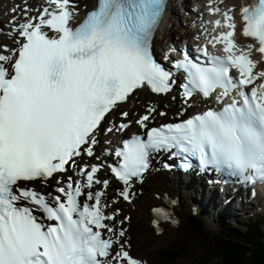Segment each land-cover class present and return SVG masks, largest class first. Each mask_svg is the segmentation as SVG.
Wrapping results in <instances>:
<instances>
[{"label": "snow or ice", "instance_id": "obj_1", "mask_svg": "<svg viewBox=\"0 0 264 264\" xmlns=\"http://www.w3.org/2000/svg\"><path fill=\"white\" fill-rule=\"evenodd\" d=\"M47 3L21 9L23 21L14 19L9 32L17 47L0 46V264H142L121 243L125 232L117 235L106 223L116 217L105 213L104 192H85L99 184L108 188V180L97 178L103 165H85L83 182L69 176L55 196L22 182H47L75 167L77 157L94 156L101 123L136 90H172L173 73L152 50L167 0H97L82 22L73 0ZM231 11L223 13V24L215 21L229 31L212 41L224 45L225 55L212 56L205 66L185 53L176 68L187 76L185 102L195 93L210 97L217 89L221 102L236 96L221 110L160 127L149 128L155 112L149 108L137 120L146 133L125 141L114 153L119 163L108 165L127 186L121 193L125 200L131 181L142 179L152 154L161 151L175 150L186 161L195 157L202 169H229L247 183L264 182V83H257L264 71H255L258 62L251 58L253 49L264 55V0L241 9L243 34L258 48L249 45L245 51L236 44ZM202 51L208 55L206 47ZM82 196L92 203H82Z\"/></svg>", "mask_w": 264, "mask_h": 264}, {"label": "rangeland", "instance_id": "obj_2", "mask_svg": "<svg viewBox=\"0 0 264 264\" xmlns=\"http://www.w3.org/2000/svg\"><path fill=\"white\" fill-rule=\"evenodd\" d=\"M4 1L0 2V19H1V17L4 18V11L7 8V6L5 8H2ZM84 1L88 2L90 0H84ZM199 1H202V3H203V0H199ZM230 1L231 2H234V1L240 2L242 0H234V1L230 0ZM189 2H193V0H189ZM183 11H184L183 7L180 6V3H178L177 7H175L174 13L171 14L172 21H168L166 23L167 27L169 28L166 32V35L169 39L174 38L176 40L178 37V34L184 32V30L181 29V27L179 28L180 25L182 27L185 25L184 24ZM165 41H164V43H165ZM145 94H147V97L150 96L149 93H145ZM176 100H178V98ZM132 104H134L136 106H141L140 103H130L129 106ZM165 119H170V118L166 117ZM151 174H149V176L147 177L146 183L143 184L144 194L139 196V198H136V201H135L136 209L135 210L125 209L124 211L129 210L133 214V219L130 223V229H129L130 237H131V244L133 245L132 251L135 254H137L139 256H143L146 259H148L150 264H158L157 251L156 250L151 251V250L147 249V247H148L147 241L149 239H152L154 236V233H153V230L151 229V224L149 221V219H150V217H149L150 208L149 207H150V205H152L154 203L160 202L159 197L157 198V196H156L158 194L156 191H158L160 189L161 184L163 185L166 183V185L170 186L171 183L168 182V180L170 178L173 179L174 175H172L171 173H165V172H159V173L156 172V174H153V175H151ZM199 187L200 186L198 184H193L192 187L186 186V184H181V186L179 187V193L176 194L179 197L178 204H180L185 209H190V206L194 205V204H197L198 206L202 207L205 202L202 203V199H201L202 198V190H201V187L200 188ZM138 195H140V194L138 193ZM158 195H162L161 190H160V193ZM208 197H209V193L206 191L205 196L203 198L206 199ZM145 203H148L149 207L144 205L143 207H146L147 211L146 210L141 211L140 207ZM260 203H262V201L258 200L257 204H260ZM209 207H211V205H209ZM215 209H216L215 212H209V214L207 216H205L203 219L205 225L211 231L216 230L215 225H214V219H215L216 215L219 214L220 211H223L218 206L215 207ZM257 211H259V210H257ZM189 216H191V211H190ZM244 218L246 220H251L252 222L255 218L261 219V227H262V231H264V209H262L261 213H256V214L247 213L244 216H243L242 212H240L238 217L234 215L233 219L230 220V222L237 225V227L244 229L245 227H244V225H242ZM187 227H188V219L186 221V226L184 229H186ZM184 229H182L181 231H183ZM167 230H169V228ZM181 231H179V232H181ZM176 233L177 232H175V230H174V231H170V233L168 232L166 235L163 233L161 235H158L159 237H158V239H156V245H157L156 249H158L161 245L166 244V242L168 240L173 239L176 236ZM195 259H197V258H195ZM164 261H166L165 264H168L167 259ZM176 264H191V263H190V261H179Z\"/></svg>", "mask_w": 264, "mask_h": 264}, {"label": "trees", "instance_id": "obj_3", "mask_svg": "<svg viewBox=\"0 0 264 264\" xmlns=\"http://www.w3.org/2000/svg\"><path fill=\"white\" fill-rule=\"evenodd\" d=\"M244 222L246 229L234 224H219L217 232L204 225H190L157 250L159 262L165 264L167 259L168 264H174L187 260L198 248H203L207 254L200 257L199 264H264V234L259 231L260 222ZM153 238L157 239V236ZM148 246L155 250L154 243ZM216 258L219 261L215 262Z\"/></svg>", "mask_w": 264, "mask_h": 264}, {"label": "bare ground", "instance_id": "obj_4", "mask_svg": "<svg viewBox=\"0 0 264 264\" xmlns=\"http://www.w3.org/2000/svg\"><path fill=\"white\" fill-rule=\"evenodd\" d=\"M16 1H18V0H16ZM232 1H234V0H232ZM235 2V1H234ZM254 2H255V0H254ZM31 3H32V5L33 6H38L39 4H43V3H40L38 0H31ZM85 3H87L88 5H89V7H92L93 5H94V3H95V0H90V1H88V2H85ZM13 5V4H12ZM11 7V4H9L8 6H7V8H6V10L4 11V18H2L1 19V21H2V24L4 23V20L5 21H7L8 19H9V17H12V16H14V14H12L11 12H10V7ZM6 6H3L2 8H5ZM171 13H172V9H171ZM7 19V20H6ZM168 22V20H167V17H165V19L163 20V25H167L166 23ZM13 25V24H12ZM13 28L12 27H8V26H4L3 27V31L4 32H2V36L5 38V37H10L9 36V32L12 30ZM147 91L146 90H138V91H136V92H134L131 96V98H129L128 99V101L126 102V104L125 105H128L131 101H137V94H138V97H140V98H142V94H144V93H146ZM149 96V95H148ZM150 98H153V100L152 101H154V102H156V99H158V98H161V97H166V100H168V101H173V100H175L176 99V94H175V92L173 91L172 93H169V94H166L165 96H159V97H157V96H154V95H151L150 94V96H149ZM139 98V99H140ZM195 100L196 101H199L200 99L197 97V98H195ZM158 103H160V102H158ZM192 111V110H191ZM109 137H111V138H114L115 137V135L114 134H111V135H109ZM170 177V176H169ZM147 179V178H146ZM146 179H145V181H146ZM168 182H170L171 184H170V186L169 185H166V183L165 184H161V187H160V189L157 191V192H159L160 193V190H161V192H162V195H160V201L162 202L165 198H166V195H170V194H177V193H179V187L181 186V180H178L177 181V179H176V176L174 175V178L173 179H169L168 180ZM186 184V186H189V187H192L193 186V184L192 183H189V184H187V183H185ZM183 188V187H182ZM181 188V189H182ZM200 188V187H199ZM186 189V188H185ZM183 190V189H182ZM202 190V189H201ZM211 198H212V201H213V203L214 204H219L220 203V201L222 200V197H220V195H219V193H217L216 192V190L215 191H213V193L211 194ZM181 203V202H180ZM232 204V203H231ZM230 204V205H231ZM195 205L196 204H194V205H191L190 206V209H185V208H183L180 204H178V205H176L175 207H174V213L177 215V217H178V221H177V223H178V225L177 226H170V229L168 230V231H164L163 233L166 235L168 232L170 233V231H179L180 229H182L183 228V226L186 224V221H187V218H188V216H189V214H190V211L192 212L193 211V209H195ZM230 205H228V207L230 206ZM225 208H227V207H225ZM246 208V207H245ZM143 209L144 210H146V207H143ZM206 219V218H205Z\"/></svg>", "mask_w": 264, "mask_h": 264}]
</instances>
